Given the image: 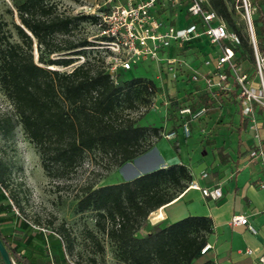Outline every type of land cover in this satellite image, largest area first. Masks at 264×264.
I'll return each mask as SVG.
<instances>
[{"label":"trees","instance_id":"1","mask_svg":"<svg viewBox=\"0 0 264 264\" xmlns=\"http://www.w3.org/2000/svg\"><path fill=\"white\" fill-rule=\"evenodd\" d=\"M11 1L20 26H15L16 35L25 51L18 44L0 46V91L36 151L45 177H61L79 165L86 153L108 156L109 166L121 167L149 150L152 144L145 139L152 136L158 140L159 129L137 125L130 119L122 120L120 115L123 108L134 107L141 92H150L152 83L140 78L121 80L124 72L121 70L111 79L95 48L98 39H68L79 26L94 24L97 18L82 13L59 14L48 0ZM260 1L246 0L255 12L251 26L258 52H262L264 46V14ZM204 7L229 33L237 35L239 45L232 48L233 62L251 78L255 63L249 35L235 15V8L242 10L241 0H205ZM166 10V14L171 11ZM31 39L39 48L36 63L30 54ZM52 54H60V57L52 59ZM78 60L81 62L67 72L49 68L68 67ZM228 81L233 87L230 102L236 103L238 87L231 79ZM216 92L220 97L226 94ZM185 101L186 104H177L176 113L181 106H189L193 111L199 105L206 109V114L214 102L206 93H200L196 99L189 93ZM255 111L264 117L262 107L254 105ZM240 119L244 128L248 119L241 116ZM14 124L11 116L0 117L1 136L10 135ZM5 173L0 163V227L11 225L21 232L20 237H14L11 232L5 234L0 230V241L11 263L66 264L63 253L65 249H72V243L64 229L60 227L64 234L54 237L49 231L31 230L21 217L11 213V205L1 191ZM189 181L186 167L176 164L127 181L87 186L77 199L74 212L94 213V226L108 240L116 264H213L210 260L196 263L211 232V221L207 217L187 216L166 225L157 223L150 226L146 234L136 237L149 214L173 201ZM86 234L95 241L91 232ZM50 249L57 251L51 260L44 254ZM97 249L102 250L98 246ZM0 264H3L1 258Z\"/></svg>","mask_w":264,"mask_h":264},{"label":"rangeland","instance_id":"2","mask_svg":"<svg viewBox=\"0 0 264 264\" xmlns=\"http://www.w3.org/2000/svg\"><path fill=\"white\" fill-rule=\"evenodd\" d=\"M48 1L55 6L57 13L74 15L80 12V7L100 5L103 0ZM117 1L124 3L126 0ZM254 13V9L249 7L250 20L254 17ZM235 15L238 22L244 25L247 31L243 8L241 11L235 8ZM164 16L175 17V12L169 11ZM179 18L181 20L179 26L192 21L189 17L186 18L184 14H180ZM15 26L20 27L12 1L0 0V46L18 44L25 51L23 44L16 35ZM95 33V30L88 25L79 26L70 34L68 39L75 41L86 38L91 41L95 39L92 38ZM58 40H60L59 37ZM215 51V46L209 45L204 37H199L190 40L188 43H183L180 47L171 44L168 49L158 52V57L168 56L169 59L174 60L172 65L165 62L155 63L150 59L137 60L130 70L121 73L120 79L140 78L144 81H150L153 88L150 92H141L133 108H123L120 115L121 119H130L135 121L137 125L159 129V133L170 132L179 121L176 113L177 104H186L187 94L194 87V83L192 84L188 80L189 76L193 71L199 72L201 70L202 58L214 63ZM98 52L100 59L105 58L102 50H98ZM38 53L39 48L31 39L30 54L33 63L37 62ZM59 55L52 54L50 58H59ZM80 62L81 60H78L68 67L55 66L49 68L58 72H67ZM94 64L97 65L95 62ZM169 69L174 71L173 80L168 79ZM250 81L251 85L256 87L258 84L257 75H252ZM152 104L154 107L151 106ZM219 104L221 105H216L208 110L206 117L208 122L199 126V128L204 129L205 135L198 136L196 129L192 126L190 138L179 146L178 155L180 157L186 158L188 155L193 161L202 159L209 164L212 156L217 158L218 150L221 149L220 152H223L235 149L237 142L235 129L238 123L236 106L226 102ZM2 116H11L12 122L15 123L10 135L3 137L0 134V163L6 169L4 176L6 180L1 189L11 205V213L21 217L31 230L49 231L53 233L54 237L64 234L60 230L62 227L72 243L71 253H67L66 249L64 251L66 259L72 263L89 264L90 261H113L115 263L108 240L94 226V213L86 211L76 214L74 209L76 201L85 187L113 184L122 179L123 177L119 174L120 167L109 166L108 156L95 152L86 153L79 165L72 170L58 178H47L40 168L36 151L16 123L12 107L0 91V117ZM160 139H162L161 136ZM145 142L153 145L157 140L149 136ZM167 144L175 155V150L171 147L172 143ZM202 151L206 154L204 157H201ZM14 231L16 233L12 235L20 237L21 232ZM87 232H91L95 236V241L87 237ZM97 246L102 248L101 252Z\"/></svg>","mask_w":264,"mask_h":264},{"label":"built area","instance_id":"3","mask_svg":"<svg viewBox=\"0 0 264 264\" xmlns=\"http://www.w3.org/2000/svg\"><path fill=\"white\" fill-rule=\"evenodd\" d=\"M241 2L255 63L254 74L258 77L256 87L251 85V78L233 62L232 48L239 45L237 35L229 33L224 24L204 7L205 0H126L124 3L103 0L100 5L80 7L79 13L94 15L97 18L89 27L96 32L92 37L98 39L95 48L105 54L103 69L111 79L115 78L118 70H130L137 60L150 59L155 63L165 62L172 65L174 60L168 56L160 58L158 52L168 49L171 44L180 47L192 39L204 37L209 45L216 47L214 63L203 58L201 67L207 68V72L202 74L193 71L188 78L189 82L196 83L201 79L204 89L211 93L212 90H229L231 83L228 80L231 79L238 87L236 99L239 115L248 119L249 129L254 132V138H257L254 105L264 109V46L262 52L257 51L248 14L249 5L246 0ZM101 8L106 10L102 11ZM166 8L175 12V17L164 16L168 11ZM161 9H165V12ZM181 12L192 21L183 26L177 25L176 15ZM168 72V79L173 80L174 71L169 69ZM151 106L154 107L153 104ZM205 111L204 107H197L192 111L189 106H181L177 110L179 118L177 129L184 139L191 135L192 123L201 119ZM160 136L171 140L176 136V130L160 133ZM248 157L264 162V150L257 144L248 152ZM205 176L201 174V177ZM187 188L199 190L202 197L211 200L221 197L218 186L212 189H199L195 183L189 182ZM1 191L3 192L2 189ZM3 194L5 195L4 192ZM229 224L233 227L243 226L249 232L255 233L244 216L232 217ZM209 249L210 245L204 244L199 254L203 255ZM258 264H264V257L258 258Z\"/></svg>","mask_w":264,"mask_h":264},{"label":"crops","instance_id":"4","mask_svg":"<svg viewBox=\"0 0 264 264\" xmlns=\"http://www.w3.org/2000/svg\"><path fill=\"white\" fill-rule=\"evenodd\" d=\"M260 3V10L264 14V0H261ZM180 14L183 13H178L176 16L178 25L181 21ZM215 54L216 52H214V56ZM207 70V68L201 67L199 72L204 74ZM230 86V89L225 91L226 94L220 97L216 90L208 93L204 89L202 80L199 79L194 83V87L189 90V93L193 99H196L200 93H206L214 101L209 109L216 105L220 106L219 103L224 102L236 106L238 123L235 129L237 142L234 150L223 152H220L221 149L218 150L217 158L212 156L209 164L202 159L193 161L188 155L186 158L180 157L178 155L179 146L184 144L191 135L187 139L182 137L177 129L178 121L172 129L176 130V136L171 140L158 139L145 153L122 165L119 174L123 178L117 182L131 180L141 174L169 165L185 166L190 175L189 182L195 183L199 189H212L218 186L221 197L211 200L202 197L199 190L186 187L173 201L150 213L146 223L136 233V237L143 236L150 226L157 223L166 225L187 216H204L211 221V232L207 235L205 243L210 245V249L200 256L197 260L198 263L210 260L213 264H258V258L264 257V162H260L259 159H250L248 152L257 144L264 150V117L257 111L254 112L255 134L257 135V138H254V132L249 129V121L244 128L241 127L237 100L235 99L236 103L230 102L232 100L230 93L233 91L231 84ZM198 107L202 106L198 105ZM207 114L191 125V129L193 126L198 136L206 134L204 129L199 126L208 122ZM169 142L172 143L173 149L176 146L175 155L168 147L167 143ZM205 155V152L202 151L201 157ZM201 174L206 176L201 177ZM234 216L246 217L255 233L249 232L243 226H230L229 221ZM0 230L5 234L10 232L13 234L15 229L11 225H3ZM71 251L72 249L67 253H71ZM44 254L51 260V256H56L57 251L50 249ZM63 255L66 264H84L81 262L72 263L66 259L65 252ZM112 262L90 261L89 264H115Z\"/></svg>","mask_w":264,"mask_h":264},{"label":"water","instance_id":"5","mask_svg":"<svg viewBox=\"0 0 264 264\" xmlns=\"http://www.w3.org/2000/svg\"><path fill=\"white\" fill-rule=\"evenodd\" d=\"M0 258L3 264H12L1 241H0Z\"/></svg>","mask_w":264,"mask_h":264}]
</instances>
